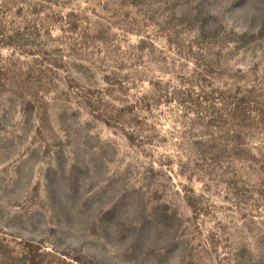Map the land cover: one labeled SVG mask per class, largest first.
Listing matches in <instances>:
<instances>
[{"label":"rangeland","instance_id":"374dc122","mask_svg":"<svg viewBox=\"0 0 264 264\" xmlns=\"http://www.w3.org/2000/svg\"><path fill=\"white\" fill-rule=\"evenodd\" d=\"M0 264H264V0H0Z\"/></svg>","mask_w":264,"mask_h":264}]
</instances>
